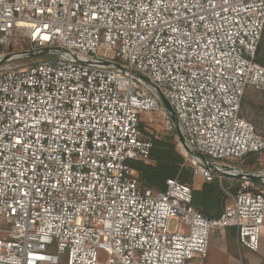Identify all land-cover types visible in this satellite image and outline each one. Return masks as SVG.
Masks as SVG:
<instances>
[{
  "label": "built area",
  "instance_id": "2783aa9c",
  "mask_svg": "<svg viewBox=\"0 0 264 264\" xmlns=\"http://www.w3.org/2000/svg\"><path fill=\"white\" fill-rule=\"evenodd\" d=\"M263 32L264 0H0V60L55 55L0 67V264H100L101 251L187 264L230 227L259 250L264 171L237 163L264 152L241 115L246 91H264ZM143 112L175 132L182 167L219 181V216L179 175L165 189L140 180L131 161L151 163L159 138Z\"/></svg>",
  "mask_w": 264,
  "mask_h": 264
},
{
  "label": "trees",
  "instance_id": "16d2710c",
  "mask_svg": "<svg viewBox=\"0 0 264 264\" xmlns=\"http://www.w3.org/2000/svg\"><path fill=\"white\" fill-rule=\"evenodd\" d=\"M264 37V32H263ZM262 37V38H263ZM262 40L259 46L258 55L256 61L264 65V58L260 56ZM155 146L151 152V163L140 162L133 164L134 168L139 173L140 180L155 189H165L166 181L168 178H174L179 175L182 182L188 183L192 186V177H183V171L188 168L190 170V176H194L191 168L182 167L184 157L182 153L176 148V144L173 141V137L169 136L166 139H155ZM244 158L240 167L247 169L244 164ZM244 166V167H243ZM228 181H225L224 185H227ZM236 190V187L233 188ZM227 196L225 195L222 186L218 180L211 182H205L201 188H193V206L199 209L208 217H217L225 209L227 205Z\"/></svg>",
  "mask_w": 264,
  "mask_h": 264
},
{
  "label": "rangeland",
  "instance_id": "374dc122",
  "mask_svg": "<svg viewBox=\"0 0 264 264\" xmlns=\"http://www.w3.org/2000/svg\"><path fill=\"white\" fill-rule=\"evenodd\" d=\"M28 47L29 45L27 43L21 42L18 46H14L12 49L15 51L16 50L25 51ZM260 56L264 58V37L262 38ZM48 57H55V55L47 54V53H39V54L32 53L31 55H25L22 57L12 59L10 61L1 62L0 67L31 65ZM111 57L115 60L121 61L119 58H116L114 55H112ZM241 115L243 117H246L249 121H251L254 124L259 134L264 135V91H260L255 88H249L246 91L243 99ZM141 118H142L141 120L142 129L144 132L155 134L159 136L158 139H166L167 137L172 136L173 141L176 144V148L182 153V149L178 144L175 132H173V130H169L166 127L160 114L152 113L150 115L148 112H143L141 114ZM228 161L231 163H237L231 160ZM241 161L242 160H240L237 163L239 166L242 165ZM131 162L133 164L140 163V161H131ZM244 164L247 166L246 168L250 171H255V172L264 171V152L254 155L253 157L247 158L246 160H244ZM183 177H192L191 178L193 183L192 187L194 189L201 188V186L205 183L204 179L200 177H195L192 175L190 176V170L188 168H186L183 171L182 178ZM226 203L227 204L229 203V199H227ZM99 259H100V264H108L107 262L108 256L105 252L102 251L100 252ZM43 264H52V263L44 262ZM60 264H67L66 255L63 254L61 256Z\"/></svg>",
  "mask_w": 264,
  "mask_h": 264
},
{
  "label": "crops",
  "instance_id": "0c3cea01",
  "mask_svg": "<svg viewBox=\"0 0 264 264\" xmlns=\"http://www.w3.org/2000/svg\"><path fill=\"white\" fill-rule=\"evenodd\" d=\"M187 264H264V223L259 250L239 249L236 228L230 227L222 233L214 232L208 255L205 258L195 257Z\"/></svg>",
  "mask_w": 264,
  "mask_h": 264
},
{
  "label": "water",
  "instance_id": "95a60500",
  "mask_svg": "<svg viewBox=\"0 0 264 264\" xmlns=\"http://www.w3.org/2000/svg\"><path fill=\"white\" fill-rule=\"evenodd\" d=\"M48 52V50H46V49H41V50H39V51H37L36 53H47ZM26 54H31V52H27V53H25V55ZM19 56V55H18ZM17 56H7V57H5V58H3L2 60H0L1 62H4V61H7V60H10V59H14V58H16ZM163 102H164V104L166 105V107L170 110V112L172 113V108L170 107V105H169V103H168V101L165 99V98H163ZM248 177L250 178V179H252V180H258L259 179V177H258V175H255V174H252V172H249L248 173Z\"/></svg>",
  "mask_w": 264,
  "mask_h": 264
}]
</instances>
